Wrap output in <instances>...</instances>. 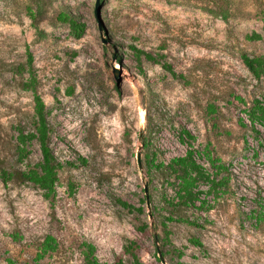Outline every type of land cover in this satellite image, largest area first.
Returning a JSON list of instances; mask_svg holds the SVG:
<instances>
[{
	"label": "rangeland",
	"instance_id": "1",
	"mask_svg": "<svg viewBox=\"0 0 264 264\" xmlns=\"http://www.w3.org/2000/svg\"><path fill=\"white\" fill-rule=\"evenodd\" d=\"M213 10L215 0H0V175L14 174L0 179V264H83V243L101 263L135 253L142 264H264V76L242 57L264 55V38L246 37H264V0H232L228 20ZM33 76L60 164L49 198L17 176L42 158L37 141L24 159L17 149L20 130H34ZM183 129L199 163L213 172L210 153L224 165L226 185L202 184L196 206L177 203L160 166L186 154ZM47 236L56 248L39 258Z\"/></svg>",
	"mask_w": 264,
	"mask_h": 264
},
{
	"label": "trees",
	"instance_id": "2",
	"mask_svg": "<svg viewBox=\"0 0 264 264\" xmlns=\"http://www.w3.org/2000/svg\"><path fill=\"white\" fill-rule=\"evenodd\" d=\"M232 0H215L216 10H213V14L220 16L224 20H228L232 16L231 10ZM30 16L35 18V13L30 11ZM264 17V11H263ZM59 18L63 22H69L72 26L76 36H81L85 30V25L79 23L73 16L66 12H61ZM250 40H258L264 38L263 35L257 31H253L251 34L246 35ZM138 56L140 54H145L149 60H157L154 56L149 53H144L143 51H138ZM243 61L245 65L250 69L256 78H261L264 76V55L250 57L246 54L243 56ZM29 62H32V56L29 55ZM163 66L171 71L173 74L172 67L169 64L163 63ZM28 89L33 90L34 93V130L25 132L20 130L17 136L18 142V152L21 155V159H24L29 151L28 146L32 141H37L41 148L42 158L37 163V165L29 167L25 170L19 171L17 176L22 180L29 181L35 186L42 189L47 198L51 197L56 191V183L58 181V169L60 164L52 151L50 146V127L47 120V111L45 103L36 91V78L30 77L29 81L26 83ZM255 113L264 118V102L256 101ZM181 142L189 144V149L183 156L174 157L169 164L160 165L171 171L175 175L177 180L178 189L176 190L177 203L185 204L187 206H196L197 200L204 204V201L200 199V193L203 191L200 189L202 184L208 186L209 190H217L226 185V181L223 177H219L224 165L220 162V159L213 157L210 153L207 155L209 163L213 167V172L206 169L201 163H199L195 157V151L193 149L192 140L195 136L188 130L183 129L179 136ZM14 174L7 173L3 171L0 175V179L4 181L12 178ZM176 200V199H175ZM148 203V202H147ZM124 206L129 207L130 205L126 202H122ZM138 211H142V208H138ZM196 244L200 242L194 239ZM83 264H130L126 263L122 258L116 260L113 263H101L95 255V246L89 243H83ZM56 248L55 239L52 236H47L42 242L38 256L43 257L49 251H53ZM128 250V249H127ZM132 253V252H131ZM133 264H142L135 253H132Z\"/></svg>",
	"mask_w": 264,
	"mask_h": 264
},
{
	"label": "water",
	"instance_id": "3",
	"mask_svg": "<svg viewBox=\"0 0 264 264\" xmlns=\"http://www.w3.org/2000/svg\"><path fill=\"white\" fill-rule=\"evenodd\" d=\"M98 2H99V0H98ZM146 191H147V189H146Z\"/></svg>",
	"mask_w": 264,
	"mask_h": 264
}]
</instances>
